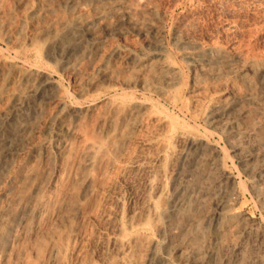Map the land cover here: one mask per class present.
<instances>
[{"label": "rangeland", "instance_id": "obj_1", "mask_svg": "<svg viewBox=\"0 0 264 264\" xmlns=\"http://www.w3.org/2000/svg\"><path fill=\"white\" fill-rule=\"evenodd\" d=\"M117 1L102 0L100 5ZM65 2L0 0V109L10 102L13 90L24 88L22 75L29 71L50 76L60 95L32 117L27 148L43 147L33 156L26 149L10 158L6 175H14L15 180L6 176L4 184L12 189L11 194L0 195V208L7 214L0 231V264H116L110 245L101 242L113 203L110 195H123L120 212L125 220L128 206L137 204L133 197L136 186H128L137 165L143 160L157 165V155L161 159L164 152L162 158L171 165L174 149L177 152L182 144L175 138L179 132L198 137L215 149L238 187L234 208L263 225L262 196L251 189V174L245 171L236 145L264 137V116L260 118L252 107L249 118H260V124L242 121L235 132H227V127L211 122L208 115L211 106L246 90L239 76L248 64L264 63V0H126L140 8L136 17L159 26L156 48L174 67L169 82L159 78L153 68L136 75L135 60L153 48L152 38L136 30L100 35L96 51L82 57L74 69L71 63L57 62L48 39L73 14L91 15L97 10L88 3L72 11ZM118 16L123 21L122 11ZM194 44V51L219 47L237 68L218 76L208 70L200 72L188 53ZM236 52L245 57L237 59ZM99 65L106 74L99 72ZM88 140L98 142L100 149L88 171L90 190L85 192L78 164ZM53 166L60 170L37 219L39 234L17 241L14 229L20 209L30 203L34 185L46 182V171ZM210 208L206 205L205 210ZM139 228L132 231L140 237L131 250L130 264H145V249L150 246L171 264L181 263L176 251H166L169 239L157 227ZM51 241L57 243V252L49 251Z\"/></svg>", "mask_w": 264, "mask_h": 264}, {"label": "bare ground", "instance_id": "obj_2", "mask_svg": "<svg viewBox=\"0 0 264 264\" xmlns=\"http://www.w3.org/2000/svg\"><path fill=\"white\" fill-rule=\"evenodd\" d=\"M101 2L102 0H66L65 4L72 11L88 3L96 6L97 10L91 15L73 14L66 25L48 39L57 62L71 63L74 69L82 57L96 51L100 35L136 30L149 35L153 44V48L145 57L140 56L135 60L136 75L139 76L143 70L153 68L157 70L158 77L162 80L166 82L173 80V65L163 59V54L156 48L159 26L150 19L136 17L134 13L140 8L129 5L126 0H119L109 6H102ZM120 11L124 15L123 21L119 16L116 17ZM110 15L115 18L109 20ZM190 47L192 50L196 45ZM188 53L192 55L194 65L202 73L208 70L212 75L218 76L237 68V65L228 60L226 53L217 46H210L202 51L192 50ZM243 57H245L244 53L236 52L237 59ZM101 67L98 66L99 72L106 74V70ZM245 70L239 77L246 90L221 104L211 106L209 111V120L227 127V132H235L234 127L247 120L250 125L258 126L261 122L260 118L264 116V63H250ZM22 78L25 82L24 88L13 90L10 102L0 109V195L7 192L11 194L12 189L4 184L8 176L6 174L10 158L22 151L25 152L26 149L29 150V156H33L43 147L42 144H36L27 148L33 133V115L60 96L58 85L51 81L50 76L29 71L25 72ZM252 107L260 116L256 121L249 118ZM237 132L239 133L238 130ZM175 135L182 144L177 152L174 149L175 158L171 165L167 166L165 163L164 151L161 159L160 154L157 155L159 159L157 165H149L144 160L137 165L133 180L128 183L130 187H137L136 190L133 188V197L137 204L128 206L125 220L121 216L123 212H120L124 204L123 195L120 192L110 195L113 203L106 215L108 226L103 229L101 242L110 245L116 261L118 259L116 264H130L131 250L140 237H136L138 230L137 234L132 231L151 225L157 227L163 236H167L169 241L165 240L164 248L166 251H176L181 263L183 261L184 264H221L222 262L264 264V224H256L234 208L238 198V187L224 168V163L222 164L223 161L216 154L215 149L204 140L190 136L191 134L179 132ZM99 147L100 144L94 140H88L83 147L78 166L81 171V185L85 188V192L90 190L88 171L95 162ZM236 148L245 171L251 174V189L262 196L259 198H262L264 203V137L252 139L247 144L238 143ZM53 167L51 171H46V182H38L34 185L35 194L30 203L20 209L14 229L17 241L39 234L37 219L48 203L49 187L60 170L59 167ZM28 175L32 176L29 172ZM8 179L12 182L15 177L8 176ZM64 195L67 196V192ZM206 205H211L210 210H205ZM46 210L47 208L44 211ZM204 211L206 212L203 214ZM6 218L7 214L0 208V231ZM65 218L67 219L68 216ZM144 237L149 239L152 236ZM162 239L164 241V238ZM152 240L150 239L149 242H153ZM152 248L150 246L145 249V264H171L170 259L169 261L168 258L160 256ZM49 251L53 253L58 251L55 241H51ZM112 253L110 256L113 255ZM167 256L171 257L172 254Z\"/></svg>", "mask_w": 264, "mask_h": 264}]
</instances>
